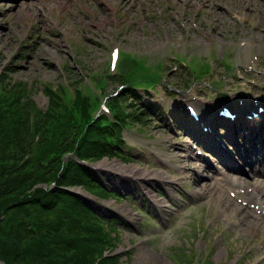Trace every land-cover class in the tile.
Returning a JSON list of instances; mask_svg holds the SVG:
<instances>
[{"label":"rangeland","instance_id":"rangeland-1","mask_svg":"<svg viewBox=\"0 0 264 264\" xmlns=\"http://www.w3.org/2000/svg\"><path fill=\"white\" fill-rule=\"evenodd\" d=\"M115 48L116 60L112 57ZM224 55L229 63L245 68H235L221 80L230 82L234 71L237 77H245L223 89L228 93L225 100L233 98L239 112L250 103L254 109L257 102L264 105V0H0V116L4 115L0 130L13 126L15 117L24 116L27 109L48 110L53 118L46 138L47 151L52 150L29 166L36 170V185L48 187L63 179L68 171L65 158L76 149L93 146L87 136L96 132L100 120L119 121L116 114L121 111L129 122L123 134L132 146L130 159L91 158L106 163L104 172L111 170L98 172L103 184L132 199L118 201L109 190L98 195L95 186L72 183V174L64 180L65 187L81 192L77 197L95 193L96 211L115 217L119 230L115 234L104 223L102 233L95 232L94 244L81 238V247L56 252L47 264H68L67 260L75 264L83 256L89 264H94L95 257H101V264H181L184 260L188 264H264V225H260L261 234L251 235L257 227L234 223L232 219L242 216L224 211L216 200L220 195L213 193V199L191 193L193 156L182 161L175 158L176 151L191 149L193 135L202 140L217 130L225 131L214 111L216 93L201 98L203 102L199 99L200 91H212L211 87L193 85L178 91L181 87L176 85L193 67L204 66L201 56L217 65ZM130 69L131 77L144 79L133 83L143 98L141 103H151L147 104L151 115L144 121L133 119L123 99L131 89L122 84L124 78L118 71L129 73ZM223 69L217 66L214 74L222 76ZM154 81L155 88L143 84ZM166 86L174 88L177 96L171 98ZM45 87L56 93L57 107ZM181 115L190 120L183 121ZM47 123L37 124L40 138L44 139L41 132L47 130ZM63 134L66 137L57 143L50 139ZM222 134L229 137L228 132ZM41 160L54 168L43 171L38 166ZM167 186L177 189V195H169ZM131 200L154 214L150 224L140 207L131 206ZM87 220L96 222L92 217ZM79 221L73 217L70 223ZM41 238L49 245L55 240L45 235L22 246L29 248ZM63 238L70 237L57 236V240Z\"/></svg>","mask_w":264,"mask_h":264},{"label":"trees","instance_id":"trees-1","mask_svg":"<svg viewBox=\"0 0 264 264\" xmlns=\"http://www.w3.org/2000/svg\"><path fill=\"white\" fill-rule=\"evenodd\" d=\"M46 90L48 93L53 94L51 89L46 88ZM52 101L55 105H58L54 99ZM3 117L4 115H1L0 119L3 120ZM137 119H142L141 115H138ZM52 120V116L49 115V118L47 117L48 125L45 127L47 130L42 132L44 139L43 137L40 138L35 151L27 147L30 142L32 125L29 114L23 119H18L10 129L7 126L6 129L8 130L6 132H4V129L0 130V249L6 264H47L49 255L53 254V259H55L56 252L60 253V251L71 249L73 251L74 242L56 239L52 245L45 244V240L41 238L38 244L32 242L29 248L22 247L24 239L34 241L35 236L40 232L49 237L52 236L51 233H64V230H66H63L64 227H67V231L71 232V228L67 226L71 217L61 211H55L53 208L61 206L80 219L93 213L90 207L78 201L79 199L76 197L73 198L66 188H55L45 194H39L36 189L33 191L28 189L29 184L35 183L37 180L36 170L30 169V164L33 165L41 157L46 158L51 151H47L50 144L46 143V138H49L48 132L53 128ZM106 136L112 137V133H107ZM61 137H64V134L58 138L50 137V139L56 143ZM90 138L95 144L92 149L100 145L98 138H95V134ZM76 139L74 138L73 141ZM28 150H30V159L19 164L17 160ZM78 150L82 151V149ZM42 163L43 160L38 162V166L47 173L48 170L54 168L52 164L48 167L46 163L45 165ZM72 163V161H69L68 165H70L67 173H64L63 179L59 180L60 185L65 184L64 180L69 179V174L73 175L72 183L79 184L82 182L81 178L78 177L80 174H83L82 177L85 179L83 169L77 163ZM89 179L91 182L94 181L92 178ZM71 201L72 203L74 201V204L69 203ZM39 219L47 221L46 223L49 224H39ZM80 225L74 229L79 231ZM87 241V244H94L91 239H87ZM35 244H37L36 247H34ZM63 254L65 253L63 252ZM67 263L71 264L68 260ZM113 263L116 264L117 261H113ZM75 264L89 263L87 258L83 256L76 258Z\"/></svg>","mask_w":264,"mask_h":264},{"label":"bare ground","instance_id":"bare-ground-1","mask_svg":"<svg viewBox=\"0 0 264 264\" xmlns=\"http://www.w3.org/2000/svg\"><path fill=\"white\" fill-rule=\"evenodd\" d=\"M202 110V109H201ZM209 110V109H208ZM182 116V115H181ZM181 122V121H180ZM184 123V122H183ZM196 124V123H195ZM194 126V125H193ZM201 129V128H200ZM209 136V135H208ZM175 156H176V159H178L179 160V158L177 157V153H175ZM105 168V167H104ZM118 170V169H117ZM182 170V169H181ZM185 170V169H184ZM119 172V171H118ZM159 172V171H158ZM190 172V171H189ZM181 173V172H180ZM183 173V172H182ZM187 173V172H186ZM130 174V173H129ZM155 174V172H151L150 173V175H154ZM107 175V174H106ZM142 175V174H141ZM140 176V175H139ZM188 176V175H187ZM189 176H190V174H189ZM155 177V176H154ZM182 177V176H181ZM183 177H184V173H183ZM140 178V177H139ZM171 178V177H170ZM169 178V179H170ZM190 179V178H189ZM175 180V179H174ZM179 180V179H178ZM192 180V179H191ZM161 181V180H160ZM176 181V180H175ZM126 182V181H125ZM117 183V182H116ZM129 184V183H128ZM135 184V183H134ZM185 184V183H184ZM207 186H203V187H201L202 189L203 188H206ZM123 188V187H122ZM64 190V189H63ZM192 193V192H191ZM220 196H219V198L220 199H224V204L226 205L227 203H229V199H228V197L226 196V195H224V194H221V193H218ZM195 195H197V194H195ZM262 198H264V193L262 194ZM164 204V203H163ZM165 205V204H164ZM229 205H231L230 203H229ZM162 206V205H161ZM166 208V207H165ZM223 210L224 211H227V210H231V211H233V212H236V213H238L239 212V209L237 208V207H224L223 206ZM116 211V210H115ZM132 218V217H131ZM253 224H249V225H251V226H253V227H257V225L256 224H254L255 222H253V221H251Z\"/></svg>","mask_w":264,"mask_h":264}]
</instances>
